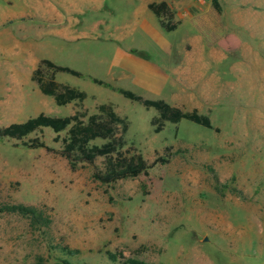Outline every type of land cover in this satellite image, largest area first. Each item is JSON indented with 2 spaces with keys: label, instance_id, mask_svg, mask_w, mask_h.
Here are the masks:
<instances>
[{
  "label": "rangeland",
  "instance_id": "obj_1",
  "mask_svg": "<svg viewBox=\"0 0 264 264\" xmlns=\"http://www.w3.org/2000/svg\"><path fill=\"white\" fill-rule=\"evenodd\" d=\"M151 1L36 0L20 11L25 0H0V127L110 103L128 123L124 148L155 160L102 183V157L61 154L64 131L1 139L0 264H264V0H218L223 28L210 31L209 0H166L179 21L168 32ZM42 58L80 73L54 80L83 101L39 92L29 75ZM117 88L195 109L210 127L181 119L153 132L156 111ZM33 138L45 147H29ZM16 204L42 220L6 208Z\"/></svg>",
  "mask_w": 264,
  "mask_h": 264
},
{
  "label": "trees",
  "instance_id": "obj_2",
  "mask_svg": "<svg viewBox=\"0 0 264 264\" xmlns=\"http://www.w3.org/2000/svg\"><path fill=\"white\" fill-rule=\"evenodd\" d=\"M146 8L156 18L158 26L165 32L174 30L179 24V21L175 19V12L166 0L149 2L146 4ZM220 12L221 7L218 0H209L208 9L205 12L208 16L207 28L209 31L211 27L221 29ZM205 42L211 44L212 40L209 38ZM56 72H66L74 76L80 75L78 71L72 68L57 65L46 58H42L31 70L29 79L36 84L41 94L52 97L56 105L83 101L86 97L85 92L74 86L55 81L54 74ZM91 81L98 85L109 86L108 83L97 78H91ZM115 90L123 98L137 101L143 107H151L156 111L157 115L151 118L153 132L161 130L165 122L177 123L181 119L210 127L208 116L198 113L195 109L184 110L161 98H145L128 89L117 88ZM95 109V112L89 114L83 110H75L65 116L38 114L23 122L0 127V140L3 138L22 139L31 132L47 127L54 133L65 132L61 139V154L66 159L70 160L74 156L76 160L91 163L96 157L103 158V169L93 174V177L102 183L145 173L155 160L148 163L140 153L131 152L128 148H124L125 142L122 135L128 127L126 118L119 116L110 103H99ZM96 139H100L102 142L94 143ZM28 146L45 147L44 143L36 138L30 139ZM6 208L29 216L32 220H42L40 211L32 206L16 204ZM65 253L73 256L75 251L66 248ZM106 255L109 260H116L115 254L107 252ZM60 263L76 264L67 258L60 259ZM119 264H145V262L136 258L125 257Z\"/></svg>",
  "mask_w": 264,
  "mask_h": 264
},
{
  "label": "crops",
  "instance_id": "obj_3",
  "mask_svg": "<svg viewBox=\"0 0 264 264\" xmlns=\"http://www.w3.org/2000/svg\"><path fill=\"white\" fill-rule=\"evenodd\" d=\"M34 1L36 2V0H25V5H24V7H21V8H18V9H16V10H23L24 8H26V9H29L28 7H31V8H33V6H34ZM152 2V1H151ZM149 3V2H148ZM208 9V8H207ZM148 10V9H147ZM8 11H12V12H8V13H10V14H12V13H15V11H13V10H8ZM206 12V11H205ZM18 14H20V12L18 13ZM31 15H33L34 13H30ZM21 15H22V13H21ZM41 16H44V17H48V10H45V11H43V15L41 14ZM221 28H223V24H222V27ZM129 90V89H128ZM135 93V92H134Z\"/></svg>",
  "mask_w": 264,
  "mask_h": 264
}]
</instances>
